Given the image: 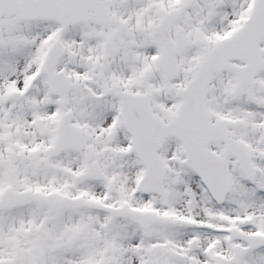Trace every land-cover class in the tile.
Returning <instances> with one entry per match:
<instances>
[{"label":"snow or ice","instance_id":"6c2138e0","mask_svg":"<svg viewBox=\"0 0 264 264\" xmlns=\"http://www.w3.org/2000/svg\"><path fill=\"white\" fill-rule=\"evenodd\" d=\"M0 264H264V0H0Z\"/></svg>","mask_w":264,"mask_h":264}]
</instances>
